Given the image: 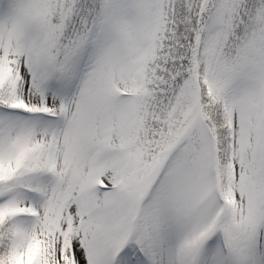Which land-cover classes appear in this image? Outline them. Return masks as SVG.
Masks as SVG:
<instances>
[{"label":"snow or ice","instance_id":"snow-or-ice-1","mask_svg":"<svg viewBox=\"0 0 264 264\" xmlns=\"http://www.w3.org/2000/svg\"><path fill=\"white\" fill-rule=\"evenodd\" d=\"M0 264H264V0H0Z\"/></svg>","mask_w":264,"mask_h":264}]
</instances>
